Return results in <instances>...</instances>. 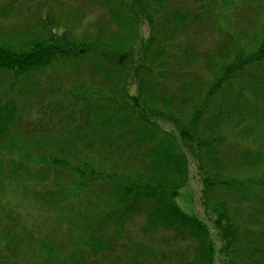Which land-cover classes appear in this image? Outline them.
I'll return each mask as SVG.
<instances>
[{
    "label": "trees",
    "instance_id": "1",
    "mask_svg": "<svg viewBox=\"0 0 264 264\" xmlns=\"http://www.w3.org/2000/svg\"><path fill=\"white\" fill-rule=\"evenodd\" d=\"M0 264H264V0H0Z\"/></svg>",
    "mask_w": 264,
    "mask_h": 264
},
{
    "label": "rangeland",
    "instance_id": "2",
    "mask_svg": "<svg viewBox=\"0 0 264 264\" xmlns=\"http://www.w3.org/2000/svg\"><path fill=\"white\" fill-rule=\"evenodd\" d=\"M184 193L180 192V198L179 202L182 205H185L186 203L182 200V195H188L190 198V201L193 204L194 211H197V214L202 218V208L200 206V182L199 177L197 175L196 169H195V162L193 158H190L189 160V179H188V186L186 187V190L183 191Z\"/></svg>",
    "mask_w": 264,
    "mask_h": 264
}]
</instances>
